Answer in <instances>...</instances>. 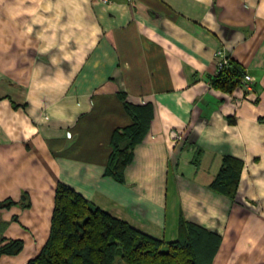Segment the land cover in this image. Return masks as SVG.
<instances>
[{"label":"crops","instance_id":"1","mask_svg":"<svg viewBox=\"0 0 264 264\" xmlns=\"http://www.w3.org/2000/svg\"><path fill=\"white\" fill-rule=\"evenodd\" d=\"M219 48L253 95L212 84ZM127 104L146 129L113 174ZM228 155L232 197L211 185ZM59 181L166 241L206 229L211 264H264V0H0V246L24 245L0 264L39 253Z\"/></svg>","mask_w":264,"mask_h":264},{"label":"trees","instance_id":"2","mask_svg":"<svg viewBox=\"0 0 264 264\" xmlns=\"http://www.w3.org/2000/svg\"><path fill=\"white\" fill-rule=\"evenodd\" d=\"M246 70L230 57L228 64L212 78V84L223 89L241 85ZM127 104L133 124L118 127L112 137V152L107 169L118 174L132 158L131 148L145 133V107ZM137 109V110H136ZM125 138L121 147L118 139ZM239 160L225 156L212 186L234 196L240 173ZM15 203L8 199L0 205ZM4 224V223H3ZM0 223V227L2 225ZM206 229L182 222L180 236L166 241L90 201L69 184L59 181L55 190L50 234L39 253L26 264H211L219 244ZM21 239L0 246V253L16 254L23 248Z\"/></svg>","mask_w":264,"mask_h":264},{"label":"built area","instance_id":"3","mask_svg":"<svg viewBox=\"0 0 264 264\" xmlns=\"http://www.w3.org/2000/svg\"><path fill=\"white\" fill-rule=\"evenodd\" d=\"M101 1L107 3L110 0ZM229 59L230 55H228L223 48L217 49V51L215 52L216 72L225 67L228 64ZM254 80L255 79L253 75L246 71L244 77L242 78L241 85L245 89L247 96H251L254 93Z\"/></svg>","mask_w":264,"mask_h":264}]
</instances>
